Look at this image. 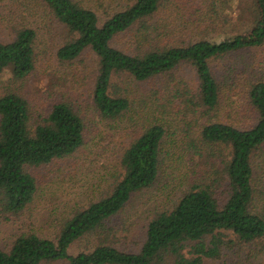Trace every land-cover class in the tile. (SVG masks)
Here are the masks:
<instances>
[{"label":"trees","instance_id":"trees-1","mask_svg":"<svg viewBox=\"0 0 264 264\" xmlns=\"http://www.w3.org/2000/svg\"><path fill=\"white\" fill-rule=\"evenodd\" d=\"M71 39L58 51L62 63H72L86 51L98 59L94 89L97 109L108 119L141 109L142 131L121 159L122 175L110 192L87 208L77 211L61 226L54 240L35 234L19 237L9 251L0 249V264H190L184 250L200 258H218L223 247L234 244L264 245V216L254 211L255 172L253 159L264 152V82L249 86V102L256 124L239 129L221 120L226 92L214 76L211 62L244 50L264 46V0H254V24L246 35L215 40L169 42L168 24L153 22L168 0H132L103 19L93 0H41ZM168 5V6H167ZM153 22V23H152ZM138 26V49L126 53L113 46L116 37ZM36 32L28 27L16 31L10 43L0 40V76L8 69L13 79L23 80L35 69ZM182 64L194 67L198 82L193 89L185 82L141 99L142 104L111 93L117 74L148 82L171 74ZM170 85V84H167ZM215 119V120H214ZM178 120L186 133L187 151L230 150L224 162L228 182L225 203L220 205L206 185H193L171 211L159 213L149 223L145 241L137 253H125L99 244L76 256L71 247L80 240L106 233L108 222L118 216L134 194L152 188L163 162V141ZM29 102L8 92L0 98V213L16 216L34 200L38 188L31 169L71 157L85 144V123L67 103L54 105L47 117L31 124ZM198 143V144H197ZM235 240H225V233ZM107 234V233H106ZM210 237L208 245L205 241Z\"/></svg>","mask_w":264,"mask_h":264},{"label":"rangeland","instance_id":"rangeland-1","mask_svg":"<svg viewBox=\"0 0 264 264\" xmlns=\"http://www.w3.org/2000/svg\"><path fill=\"white\" fill-rule=\"evenodd\" d=\"M132 0H93L98 14L106 19ZM170 7L162 8L153 22L168 24L169 42L187 40H223L246 35L253 24L251 13L254 0H168ZM168 6V5H167ZM152 22V23H153ZM28 27L36 32L35 69L23 80H15L8 69L0 76V98L8 92L23 96L30 104L32 122L47 117L54 105L67 103L85 123V144L74 155L51 165L34 168L30 173L37 181L33 202L19 215L0 213V249L9 251L16 240L29 234L54 240L61 226L75 212L87 208L104 197L114 181L122 175L121 159L131 143L140 136L143 126L141 109L123 114L118 119L103 117L94 102L98 59L86 51L72 63H62L58 51L72 36L58 23L41 0H0V40L10 43L16 31ZM138 26L116 37L113 46L134 53L139 51ZM219 84L226 92L223 103L227 114L221 120L246 129L256 124L257 116L249 102V86L264 82V46L244 50L211 62ZM177 82L197 89L195 69L182 64L169 75L148 82H138L128 74L113 77L111 93L142 104L141 99L164 91ZM170 84V85H167ZM161 93V92H160ZM215 120V119H214ZM163 141L164 156L156 184L134 194L126 208L108 222L106 233L77 241L71 255L89 252L99 244L110 245L125 253H137L142 247L149 223L156 215L171 211L193 185H206L216 195L220 205L225 203L228 182L224 162L230 150H207L195 154L187 151L186 133L178 120ZM198 144V143H197ZM255 172L254 211L264 216V152L253 159ZM225 233V240L235 235ZM209 245L211 238L205 239ZM223 247L218 258H200L184 250L190 264H264V245L234 241ZM166 264H174L170 256ZM55 264H66L58 262Z\"/></svg>","mask_w":264,"mask_h":264}]
</instances>
